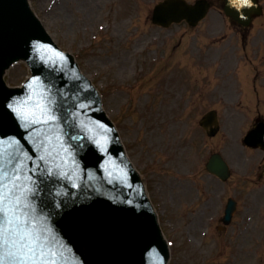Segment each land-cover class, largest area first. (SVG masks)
<instances>
[{
    "label": "rangeland",
    "instance_id": "374dc122",
    "mask_svg": "<svg viewBox=\"0 0 264 264\" xmlns=\"http://www.w3.org/2000/svg\"><path fill=\"white\" fill-rule=\"evenodd\" d=\"M160 1L32 3L46 31L95 82L129 155L147 177L173 243L170 264H264L262 154L242 144L255 118L264 117V14L244 33L220 7L196 28L165 30L151 21ZM8 74L10 85H18L28 69L20 64ZM211 109L221 119L214 138L199 128ZM216 152L233 171L225 183L205 169ZM195 171L201 172L196 185ZM172 189L181 191L175 214ZM228 198L237 200V211L219 233L215 219L224 216Z\"/></svg>",
    "mask_w": 264,
    "mask_h": 264
},
{
    "label": "water",
    "instance_id": "95a60500",
    "mask_svg": "<svg viewBox=\"0 0 264 264\" xmlns=\"http://www.w3.org/2000/svg\"><path fill=\"white\" fill-rule=\"evenodd\" d=\"M225 1V12L245 24L261 12L257 0ZM158 5L154 22L165 27L182 20L195 25L210 8L204 0L194 5L166 0ZM30 10L27 0H0V193L11 194L12 204L19 205L17 214L36 228L39 237L49 226H54V235H63L68 264H165L168 256L156 240L160 231L155 217L138 211L133 202L125 204L121 197L128 181L131 187L140 185L125 164L114 161L121 155L119 144L111 148L103 141L110 124L94 110L96 94L83 83H78L68 102L55 94L58 82L61 91L73 93V87L66 89L69 73L61 70L63 60L56 46ZM49 55L51 67H46L41 61ZM21 59L36 75L48 71L37 99L3 85L5 71ZM67 62L74 66L71 59ZM210 119L214 118L204 120L206 128ZM40 152L43 163L35 167L28 160L33 157L39 163ZM215 160L209 169L214 170ZM145 228L154 232L145 236ZM156 250L163 256L160 260Z\"/></svg>",
    "mask_w": 264,
    "mask_h": 264
},
{
    "label": "snow or ice",
    "instance_id": "6c2138e0",
    "mask_svg": "<svg viewBox=\"0 0 264 264\" xmlns=\"http://www.w3.org/2000/svg\"><path fill=\"white\" fill-rule=\"evenodd\" d=\"M10 195L0 193V238L10 245V255L19 264H28V261L38 264V250L42 252L39 236L34 234L28 221L17 214L19 205L12 204ZM0 264H5V261L0 259Z\"/></svg>",
    "mask_w": 264,
    "mask_h": 264
}]
</instances>
